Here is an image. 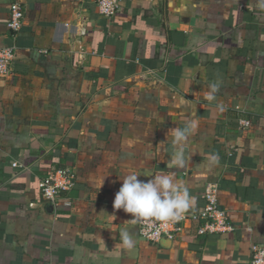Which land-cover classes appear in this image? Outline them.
Returning a JSON list of instances; mask_svg holds the SVG:
<instances>
[{"label": "crops", "instance_id": "obj_1", "mask_svg": "<svg viewBox=\"0 0 264 264\" xmlns=\"http://www.w3.org/2000/svg\"><path fill=\"white\" fill-rule=\"evenodd\" d=\"M12 3L24 12L16 34ZM11 46L0 77V264H249L251 244L264 243L259 0H120L110 19L96 0H0V50ZM240 116L250 128L238 127ZM185 125L191 158L171 169V143L159 144ZM56 168L76 182L53 208L38 183ZM130 169L173 172L192 213L215 184L233 230L198 235L190 222L173 241L145 242L112 206Z\"/></svg>", "mask_w": 264, "mask_h": 264}, {"label": "built area", "instance_id": "obj_2", "mask_svg": "<svg viewBox=\"0 0 264 264\" xmlns=\"http://www.w3.org/2000/svg\"><path fill=\"white\" fill-rule=\"evenodd\" d=\"M98 14L105 18H112L119 11L120 0H96ZM24 12L20 4L10 5L8 29L16 34L22 25ZM16 47L11 46L0 50V77H4L9 71V64L14 59ZM240 129L251 127L250 120L240 116L238 119ZM14 168H21L18 162L12 163ZM76 182L74 172L68 168L52 169L39 179L38 188L44 203L56 208L63 193L69 192ZM205 207L198 213L185 212L178 220L170 222L157 221L154 218H142L137 221L139 237L147 243L158 244L162 240L173 241L183 229L186 223L199 222L198 235L207 233L225 234L233 230L231 220L227 212L220 206L217 197V187L213 183H207L203 189ZM70 202L65 201L69 207ZM249 264H264V243H252L250 246Z\"/></svg>", "mask_w": 264, "mask_h": 264}, {"label": "clouds", "instance_id": "obj_3", "mask_svg": "<svg viewBox=\"0 0 264 264\" xmlns=\"http://www.w3.org/2000/svg\"><path fill=\"white\" fill-rule=\"evenodd\" d=\"M259 7L264 9V0H259ZM219 84L210 85V90L204 93L207 100L215 99V93ZM190 135L189 126H176L169 129L164 141L160 142V148L164 149L165 141H170L172 151L168 156V167L182 169L187 166L190 155H186V145ZM131 146V142H129ZM218 162L213 155L210 164ZM122 184L115 193L112 206L114 209H122L131 215L136 222L142 218H154L161 222L175 221L187 212L193 204L194 198L189 189L178 181L173 172L153 173L151 171L141 173L134 169L122 172ZM141 175L151 177L147 181L138 179ZM122 244L131 249L134 247L132 233L124 231L121 234Z\"/></svg>", "mask_w": 264, "mask_h": 264}]
</instances>
